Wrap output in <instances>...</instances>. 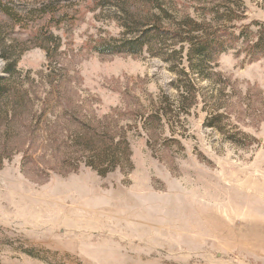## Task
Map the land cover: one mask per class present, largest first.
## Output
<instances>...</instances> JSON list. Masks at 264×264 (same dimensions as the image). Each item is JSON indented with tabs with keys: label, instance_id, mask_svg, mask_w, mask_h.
Returning <instances> with one entry per match:
<instances>
[{
	"label": "rangeland",
	"instance_id": "rangeland-1",
	"mask_svg": "<svg viewBox=\"0 0 264 264\" xmlns=\"http://www.w3.org/2000/svg\"><path fill=\"white\" fill-rule=\"evenodd\" d=\"M57 1L54 22L0 20V264H264V53L98 51L153 14L197 28L230 6L255 34L264 0ZM89 134L128 158L99 175Z\"/></svg>",
	"mask_w": 264,
	"mask_h": 264
},
{
	"label": "trees",
	"instance_id": "trees-1",
	"mask_svg": "<svg viewBox=\"0 0 264 264\" xmlns=\"http://www.w3.org/2000/svg\"><path fill=\"white\" fill-rule=\"evenodd\" d=\"M113 2L115 6L124 9L125 5L121 3V0H114ZM58 3L59 1L57 0H33L30 4H15L14 0H0V20L9 24L11 23L12 26H26L28 21L34 23L43 17L50 16L51 18L49 20L54 22L55 16L59 12L57 7ZM32 6H37L39 9H30ZM28 7L29 9H26L28 11L22 14L20 9ZM125 10L129 12L127 6ZM226 10L227 12L223 11V13H220L222 11H215L212 9L211 13L213 16L212 14L210 15L212 20L215 16L217 17L215 22L214 20L212 21V24H198L199 26L197 28H193V25L197 23L193 24L192 22L184 21V25L175 26L170 30H166V27L161 25L159 16L153 14L149 16V22L144 23L141 26V30H137L139 35L136 38L124 40L115 45H106L103 47L105 49L99 48L98 51L107 54L127 53L135 55L140 53L145 47L152 46L154 37L170 34L174 40L178 39L179 42L186 43L189 48L187 54L195 56L197 62L202 63L204 66L208 62H214L219 55L227 52L238 44L243 46L242 48L249 58L255 59L259 56L257 53H264V28L259 29L260 31H256L255 34H252V32L250 34H239L236 31V24L238 21L236 22L232 16V13L236 14L237 11L231 9L230 6H228ZM244 13L245 11L240 14L243 15ZM219 14H225L227 17L223 18V16ZM129 18L131 23L137 22L136 17L129 16ZM132 25L135 26V24ZM230 30L233 31L231 32ZM45 38L49 43L53 42L51 35ZM239 39H241L242 42H240ZM174 45L176 46L177 44ZM102 138L99 137L98 139L96 137H91L89 134L86 138H81V136L78 137L76 141H85L86 151H90V156L88 159H85L87 161L84 162V165L96 170L99 175L104 176L116 168H119V165L116 164L120 160L122 161L128 158L129 149L125 141H119L115 145L110 139L107 140L104 136H102ZM90 143H95L96 145L89 146ZM78 146L80 147L81 145L78 144Z\"/></svg>",
	"mask_w": 264,
	"mask_h": 264
}]
</instances>
